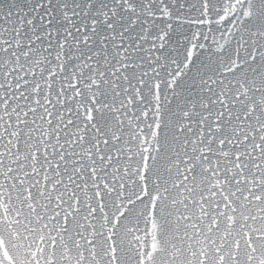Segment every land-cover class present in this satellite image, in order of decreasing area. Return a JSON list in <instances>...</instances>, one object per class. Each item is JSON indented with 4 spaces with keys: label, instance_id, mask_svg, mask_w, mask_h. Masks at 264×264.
Wrapping results in <instances>:
<instances>
[{
    "label": "snow or ice",
    "instance_id": "snow-or-ice-1",
    "mask_svg": "<svg viewBox=\"0 0 264 264\" xmlns=\"http://www.w3.org/2000/svg\"><path fill=\"white\" fill-rule=\"evenodd\" d=\"M0 264H264V0H0Z\"/></svg>",
    "mask_w": 264,
    "mask_h": 264
}]
</instances>
